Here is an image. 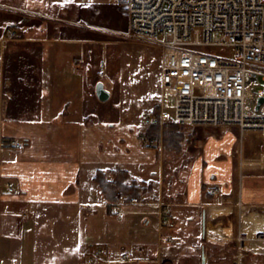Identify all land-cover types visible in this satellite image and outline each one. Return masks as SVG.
Segmentation results:
<instances>
[{
  "label": "crops",
  "instance_id": "obj_1",
  "mask_svg": "<svg viewBox=\"0 0 264 264\" xmlns=\"http://www.w3.org/2000/svg\"><path fill=\"white\" fill-rule=\"evenodd\" d=\"M128 28L120 0H0V39L8 37L0 43V264H90L99 249L111 260L125 251L137 258L107 264H202L204 249L206 264H258L244 251L228 257L224 227L207 221L232 201L242 220L261 207L241 226L263 230L264 175L246 173L248 158L236 155L251 134L167 123L163 148L166 128L178 129V141L148 146L152 127L127 119L108 84L124 61L115 37ZM10 140L24 148L3 144ZM120 170L138 188L128 194L143 200L122 204L121 216L96 181ZM159 200L171 204L175 226L162 225ZM249 241L264 252L253 235L243 247Z\"/></svg>",
  "mask_w": 264,
  "mask_h": 264
},
{
  "label": "built area",
  "instance_id": "obj_2",
  "mask_svg": "<svg viewBox=\"0 0 264 264\" xmlns=\"http://www.w3.org/2000/svg\"><path fill=\"white\" fill-rule=\"evenodd\" d=\"M129 14L125 35L157 40L163 46L158 103L146 111L147 126H158V136L147 145L163 148L167 123L218 128L237 125L240 136L264 131V0H120ZM8 36L16 33L9 28ZM0 39L4 43L5 39ZM222 48L221 51H217ZM24 148V142L3 144ZM13 191V186H8ZM215 192V191H214ZM143 200L120 192L113 203L121 216L122 204ZM153 208L162 225L175 226L171 204L159 200ZM101 249L90 264L137 260L128 251L116 260ZM20 264V263H13Z\"/></svg>",
  "mask_w": 264,
  "mask_h": 264
},
{
  "label": "rangeland",
  "instance_id": "obj_3",
  "mask_svg": "<svg viewBox=\"0 0 264 264\" xmlns=\"http://www.w3.org/2000/svg\"><path fill=\"white\" fill-rule=\"evenodd\" d=\"M115 47L117 54H123L124 61L121 62L116 59L114 74L108 79V84L113 92L114 100L120 108V112L130 121L140 124L146 111L154 107L159 101L163 46L157 40L147 38L137 40L127 37L124 33L119 37H115ZM221 50L222 48H219L217 51ZM178 127L183 131L184 125H178ZM170 129H168L169 132ZM177 130L175 129V131ZM249 133L251 135L245 140L244 151L243 149L241 151L237 150L236 155L248 158L249 161L246 162L248 165L244 170L246 173L261 176L264 175V131H249ZM177 139L174 138L175 141L171 140L168 137L166 128L165 147L163 149L165 150L166 147H171L172 142L178 141ZM164 164H166L167 173L171 174L172 166L175 163L168 156ZM120 192L131 193L118 191L117 195ZM225 204L231 205L225 209L226 214L224 216L207 218L208 226H211V228L224 227L226 234L220 240L227 248L225 254L231 257L234 252H237L238 255L241 254V251L248 252L250 253L249 257H253L254 263L264 264V252L254 250V245H251L250 241L246 243V248L245 245L244 247L242 245V242L247 241L248 237H252V235L254 240L264 242V228L263 230L256 231L254 234L247 233V231H243L244 229H242L243 224L250 226L253 220L252 213L256 214L257 211L260 212L263 209L261 207L258 209H245L242 220L240 213H238L239 211L235 209H238V206H234L235 202L228 201ZM247 216H250L251 219H246ZM241 230L243 233H241ZM213 241L215 242V240ZM257 255L259 257H256Z\"/></svg>",
  "mask_w": 264,
  "mask_h": 264
},
{
  "label": "trees",
  "instance_id": "obj_4",
  "mask_svg": "<svg viewBox=\"0 0 264 264\" xmlns=\"http://www.w3.org/2000/svg\"><path fill=\"white\" fill-rule=\"evenodd\" d=\"M167 128L168 137L171 140L177 138L175 135V130L173 128L170 129V132ZM159 129L157 126H153L150 131L148 132V136H155ZM167 144V142H166ZM127 179V172L120 170L115 172V179L114 181L108 180L102 172H98L96 175V181L99 183L103 193L107 197L109 201L114 202L117 199V192L118 191H125V192H132L137 193L138 188L135 186H128L125 181Z\"/></svg>",
  "mask_w": 264,
  "mask_h": 264
},
{
  "label": "water",
  "instance_id": "obj_5",
  "mask_svg": "<svg viewBox=\"0 0 264 264\" xmlns=\"http://www.w3.org/2000/svg\"><path fill=\"white\" fill-rule=\"evenodd\" d=\"M97 94L99 98L103 101L107 100L110 97V91L105 87L104 82L102 81H100L97 85ZM263 102H264V96L259 98L257 108H259ZM202 264H206L205 249L203 250V254H202Z\"/></svg>",
  "mask_w": 264,
  "mask_h": 264
},
{
  "label": "snow or ice",
  "instance_id": "obj_6",
  "mask_svg": "<svg viewBox=\"0 0 264 264\" xmlns=\"http://www.w3.org/2000/svg\"><path fill=\"white\" fill-rule=\"evenodd\" d=\"M65 2H66V0H65Z\"/></svg>",
  "mask_w": 264,
  "mask_h": 264
}]
</instances>
